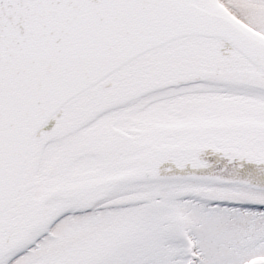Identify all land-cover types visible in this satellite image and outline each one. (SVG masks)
<instances>
[{
  "label": "snow or ice",
  "instance_id": "1",
  "mask_svg": "<svg viewBox=\"0 0 264 264\" xmlns=\"http://www.w3.org/2000/svg\"><path fill=\"white\" fill-rule=\"evenodd\" d=\"M0 264H264V0H0Z\"/></svg>",
  "mask_w": 264,
  "mask_h": 264
}]
</instances>
